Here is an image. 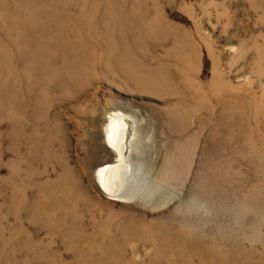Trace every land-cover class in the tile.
<instances>
[{
	"label": "rangeland",
	"instance_id": "rangeland-1",
	"mask_svg": "<svg viewBox=\"0 0 264 264\" xmlns=\"http://www.w3.org/2000/svg\"><path fill=\"white\" fill-rule=\"evenodd\" d=\"M0 264H264V0H0Z\"/></svg>",
	"mask_w": 264,
	"mask_h": 264
},
{
	"label": "bare ground",
	"instance_id": "bare-ground-1",
	"mask_svg": "<svg viewBox=\"0 0 264 264\" xmlns=\"http://www.w3.org/2000/svg\"><path fill=\"white\" fill-rule=\"evenodd\" d=\"M109 121V120H108ZM132 131L127 138L128 126ZM109 144L107 148L113 153V163L99 168L95 173L98 185L103 192L113 200L128 199L130 197L129 185L134 176L132 146L136 136V120L131 116L114 115L106 125Z\"/></svg>",
	"mask_w": 264,
	"mask_h": 264
},
{
	"label": "water",
	"instance_id": "water-1",
	"mask_svg": "<svg viewBox=\"0 0 264 264\" xmlns=\"http://www.w3.org/2000/svg\"><path fill=\"white\" fill-rule=\"evenodd\" d=\"M131 131H132V127L129 125V126H128V129H127V132H126V135H127L126 137H127V138L129 137Z\"/></svg>",
	"mask_w": 264,
	"mask_h": 264
}]
</instances>
